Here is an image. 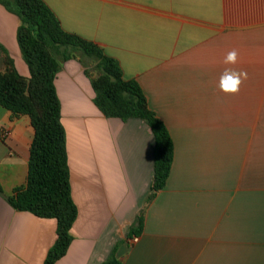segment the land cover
<instances>
[{
    "label": "crops",
    "instance_id": "crops-1",
    "mask_svg": "<svg viewBox=\"0 0 264 264\" xmlns=\"http://www.w3.org/2000/svg\"><path fill=\"white\" fill-rule=\"evenodd\" d=\"M42 1L64 31L118 60L174 143L166 186L148 202L152 129L106 118L81 62H62L55 86L78 218L56 264H102L115 248L122 264H264V0ZM21 23L0 3V45L29 78ZM233 49L238 62L224 64ZM228 67L248 74L237 95L218 86ZM34 136L28 115L0 105V264H44L57 239L56 219L6 199L27 184Z\"/></svg>",
    "mask_w": 264,
    "mask_h": 264
},
{
    "label": "trees",
    "instance_id": "trees-1",
    "mask_svg": "<svg viewBox=\"0 0 264 264\" xmlns=\"http://www.w3.org/2000/svg\"><path fill=\"white\" fill-rule=\"evenodd\" d=\"M0 3L22 20L17 39L31 74L29 78L20 74L14 60L0 45L6 65V71L0 72V105L14 117L28 115L35 129L27 184L17 187L6 199L17 211L57 220V239L44 262L56 264L72 244L71 230L78 218V207L72 196L62 105L55 86L62 62L70 59L81 62L95 92L94 103L106 118L122 121L138 118L152 129L154 177L148 202L166 186L174 161V143L165 123L150 109L140 84L124 78L118 60L106 55L95 43L64 31L42 0H0ZM79 53L95 62L97 75H92L84 66ZM143 225L144 217L140 214L128 237L138 236ZM102 264H122L116 248Z\"/></svg>",
    "mask_w": 264,
    "mask_h": 264
},
{
    "label": "clouds",
    "instance_id": "clouds-1",
    "mask_svg": "<svg viewBox=\"0 0 264 264\" xmlns=\"http://www.w3.org/2000/svg\"><path fill=\"white\" fill-rule=\"evenodd\" d=\"M238 51L233 49L227 53L224 58V64L235 65L238 62ZM248 74L243 70L234 68H225L219 79V89L226 95H237Z\"/></svg>",
    "mask_w": 264,
    "mask_h": 264
},
{
    "label": "rangeland",
    "instance_id": "rangeland-1",
    "mask_svg": "<svg viewBox=\"0 0 264 264\" xmlns=\"http://www.w3.org/2000/svg\"><path fill=\"white\" fill-rule=\"evenodd\" d=\"M78 55L83 57L84 66L92 73V75H97L98 72L95 70V62L91 59H88L87 57H84L81 53Z\"/></svg>",
    "mask_w": 264,
    "mask_h": 264
},
{
    "label": "built area",
    "instance_id": "built-area-1",
    "mask_svg": "<svg viewBox=\"0 0 264 264\" xmlns=\"http://www.w3.org/2000/svg\"><path fill=\"white\" fill-rule=\"evenodd\" d=\"M134 241H138V238H134Z\"/></svg>",
    "mask_w": 264,
    "mask_h": 264
}]
</instances>
